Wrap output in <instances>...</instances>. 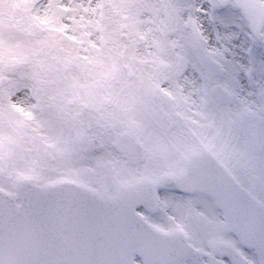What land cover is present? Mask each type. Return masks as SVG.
<instances>
[{
	"label": "snow or ice",
	"instance_id": "obj_1",
	"mask_svg": "<svg viewBox=\"0 0 264 264\" xmlns=\"http://www.w3.org/2000/svg\"><path fill=\"white\" fill-rule=\"evenodd\" d=\"M0 264H264V0H0Z\"/></svg>",
	"mask_w": 264,
	"mask_h": 264
}]
</instances>
